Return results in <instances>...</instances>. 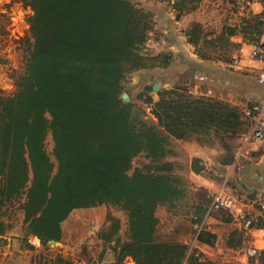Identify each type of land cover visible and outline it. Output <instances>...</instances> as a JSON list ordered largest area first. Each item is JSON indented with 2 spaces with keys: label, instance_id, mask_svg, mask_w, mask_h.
I'll return each instance as SVG.
<instances>
[{
  "label": "trees",
  "instance_id": "trees-1",
  "mask_svg": "<svg viewBox=\"0 0 264 264\" xmlns=\"http://www.w3.org/2000/svg\"><path fill=\"white\" fill-rule=\"evenodd\" d=\"M19 1L32 10L27 17L30 38L23 39L14 91L0 89V233L14 225L4 207L15 198H22L24 238L33 234L42 243L60 240L76 209L113 204L126 214V238L118 236L119 218L113 215L98 235L110 242L114 264H121L125 254L139 264H237L216 262L197 249L188 252L187 242L171 235H179L182 226L161 229L157 207L187 204L196 239L214 244L216 235L200 226L206 206L191 201L190 182L182 171H200L204 165L199 157L187 164L166 156L173 153L172 138L194 139L219 145V161L230 163L236 138L249 126L243 111L177 85L158 89L155 100L147 93L155 122L141 106L124 100L129 73L170 60L165 52L141 51L152 13L132 0ZM197 2L173 0L176 16ZM249 20L253 23L244 19L241 29L255 43L264 20L253 14ZM224 30L235 31L229 25ZM186 34L201 57L228 58L206 55L210 45L213 53L232 51L225 34L207 41L199 21H192ZM219 40L227 46L214 42ZM48 132L55 162L45 149ZM139 152L148 161L129 171ZM159 229L167 231L166 237H160ZM73 263L59 252L52 259V264Z\"/></svg>",
  "mask_w": 264,
  "mask_h": 264
},
{
  "label": "crops",
  "instance_id": "crops-1",
  "mask_svg": "<svg viewBox=\"0 0 264 264\" xmlns=\"http://www.w3.org/2000/svg\"><path fill=\"white\" fill-rule=\"evenodd\" d=\"M145 1V7L151 11L153 19L147 36L148 49L151 54L159 52L170 54V60L166 65H155L150 68L157 69L164 76L174 73L176 69L198 73L199 77L208 79V84L203 87V94L207 95L215 94L216 90L221 91L232 87L235 95L229 96L228 99L236 104L249 120L247 130L235 140L236 149L230 163L219 161L222 148L217 144L202 147L193 140L181 139L189 146L185 162L190 164L193 157H199L204 165L200 171L188 168L186 177L190 182L191 201L194 203L198 201L206 206L200 226L216 235L213 245L200 242L194 237L195 246L197 250L203 251L207 257L216 262L222 260L221 263L264 264V250L261 249L264 244V234L261 228L245 229L233 212L224 210L225 214H218L222 210H208L210 195L214 191L232 194L239 199L240 206H254L264 199V139L251 136V130L257 120L246 114V110L256 104L260 107L259 117L264 122V83L257 81V75L264 64L248 57L252 43L248 42L245 38L247 33L241 29V25L245 24L244 19L246 24L253 23V20H249L252 14L264 16V5L258 1H252L245 12H236L229 0H198L194 8L176 16L173 0ZM192 21L201 22L204 30L216 29L217 32L219 31L218 35L225 34L234 51H238L237 62L231 63L198 55L195 45L188 41L186 34V29ZM226 25L234 27L235 31L227 34L224 30ZM158 83L160 86L167 84V82ZM187 87L193 92L198 91L194 86ZM200 91L202 92V89ZM18 225L15 224L7 231L0 233V264H7V256L16 253V250L25 253L24 246H29L27 243L30 241L27 236L26 238L23 236L22 224ZM18 227H21L20 232L17 231ZM70 229L73 228L64 230L61 242L72 241V239L68 240ZM232 234L235 240L231 242ZM183 241L186 240L183 239ZM251 246L261 249L258 256H248L246 249ZM125 257L131 256L123 255L121 264H125ZM72 260L73 264H85L83 259L80 260L78 257H73ZM113 262L114 254L111 250L109 264H114ZM136 264L139 263L136 262Z\"/></svg>",
  "mask_w": 264,
  "mask_h": 264
},
{
  "label": "rangeland",
  "instance_id": "rangeland-1",
  "mask_svg": "<svg viewBox=\"0 0 264 264\" xmlns=\"http://www.w3.org/2000/svg\"><path fill=\"white\" fill-rule=\"evenodd\" d=\"M137 7L148 10L145 6V0H132ZM150 11V10H149ZM32 10L28 5L22 4L19 0H0V89L4 93H10L15 89L16 77L22 70L23 65V52L26 44L23 39L30 38L29 35V23L27 17L31 14ZM208 32L206 40H216L219 36L216 29L207 28ZM148 36V34H147ZM147 38L141 45V51L145 54H151L149 46L147 45ZM215 43L227 46L224 42L214 41ZM202 45V43H201ZM229 46V45H228ZM230 47V46H229ZM206 55H218L219 57H228L225 61H230L233 54L234 48L229 53L224 52H212L213 46H205ZM170 75V76H167ZM166 76L157 69L145 67L132 71L129 73L125 83L122 87V92H127V96L124 100L132 101L142 107L144 116L150 121H156L155 116L151 111V104L146 101L147 93L151 96L152 100L158 98V89L170 88L175 85L192 88L193 86L198 89L197 92L191 91L196 95H207L203 94L204 85L208 84V79L199 77L198 73H192L188 70L176 71L168 73ZM228 75V74H227ZM176 80V81H173ZM166 83L165 86L153 90L149 89L153 82ZM172 81V82H171ZM230 81V80H229ZM232 84V83H230ZM234 83L232 84V86ZM228 87V86H227ZM202 89V92L199 90ZM121 92V94H122ZM216 93L210 96L220 98L231 102L228 97L235 95L233 88L215 91ZM234 104V103H233ZM236 105V104H235ZM181 139L172 138V154L166 156L167 159H177L185 161L187 159V146ZM196 144L204 147L209 145L197 140L192 139ZM185 141V140H184ZM52 138L50 132L47 133L45 138V149L49 154L50 158L55 162L52 154ZM148 161V157L145 156L144 152L137 153L131 162L129 171H132L134 167H141L145 162ZM185 174L187 170H182ZM22 198H15L8 202L4 207L6 213L11 216L14 220V225L22 222L23 212L19 207V203ZM188 206L184 203H178L175 206L159 205L157 207V214L159 216L160 228L166 226H182L175 234L174 238L185 239L188 244V252H192L193 249H198L195 246V231L191 228V222L189 220V212L187 211ZM219 211L218 214H225L224 209ZM72 223L69 221L65 222V227H71L72 230H68V240L72 239L71 242H61L62 239L51 242L50 240L42 243L40 239L33 235L27 234V238L30 241L31 246H24L26 248L25 253L21 250H16L11 256H7V264H52V259L56 253H61L67 257H78L83 259L85 264H109L110 259V242H103L99 237V232L102 228L108 225V216L113 215L119 218L120 227L118 229V236L121 239L126 238V214L125 212L116 205L113 204H102L99 206L89 208H78L74 211ZM20 228L17 231L20 232ZM159 229V235L161 238L166 237L167 231ZM177 236V237H176ZM64 237V236H63ZM226 236L224 237V239ZM235 240L234 235L231 238ZM20 245V244H19ZM21 248V247H20ZM24 248V249H25ZM201 251V250H200ZM203 252V251H202ZM205 255V253L203 252ZM206 256V255H205ZM80 257V258H79ZM207 257V256H206ZM209 258V257H208ZM223 262L222 260L219 261ZM125 264H136L133 257H125Z\"/></svg>",
  "mask_w": 264,
  "mask_h": 264
},
{
  "label": "built area",
  "instance_id": "built-area-1",
  "mask_svg": "<svg viewBox=\"0 0 264 264\" xmlns=\"http://www.w3.org/2000/svg\"><path fill=\"white\" fill-rule=\"evenodd\" d=\"M232 8L236 12H245L247 6L252 1H258L264 5V0H229ZM264 20V16L262 17ZM264 26V23H263ZM248 57L264 64V28L260 39L252 43V46L248 52ZM238 60V51H233L230 58L231 63H235ZM202 77V76H201ZM203 78V77H202ZM257 81L264 83V67L261 68L257 75ZM246 114L250 117H255L257 122L251 130V136L253 138L264 139V122L260 119V107L256 104L246 110ZM239 199L232 194L224 193L221 191H214L211 193L208 210L224 209L229 212H233L235 218L239 221L242 227L245 229L256 227L261 228L264 234V199L258 201L254 206L243 205L240 206ZM238 206V208H237ZM264 250V244L261 247ZM260 248L251 246L246 249L248 256L256 257L260 254Z\"/></svg>",
  "mask_w": 264,
  "mask_h": 264
},
{
  "label": "water",
  "instance_id": "water-1",
  "mask_svg": "<svg viewBox=\"0 0 264 264\" xmlns=\"http://www.w3.org/2000/svg\"><path fill=\"white\" fill-rule=\"evenodd\" d=\"M159 87H160V84H159L158 82H155V83H153V85H152L153 90H156V89H158ZM126 96H127V92H125V91L122 92L121 97H122L123 99H125ZM50 241L53 242V241H55V240H54V239H50Z\"/></svg>",
  "mask_w": 264,
  "mask_h": 264
}]
</instances>
